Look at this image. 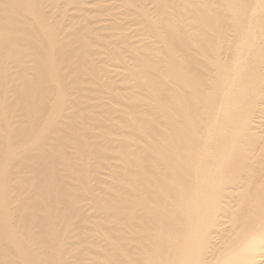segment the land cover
Listing matches in <instances>:
<instances>
[{
	"label": "bare ground",
	"instance_id": "1",
	"mask_svg": "<svg viewBox=\"0 0 264 264\" xmlns=\"http://www.w3.org/2000/svg\"><path fill=\"white\" fill-rule=\"evenodd\" d=\"M0 264H264V0H0Z\"/></svg>",
	"mask_w": 264,
	"mask_h": 264
}]
</instances>
